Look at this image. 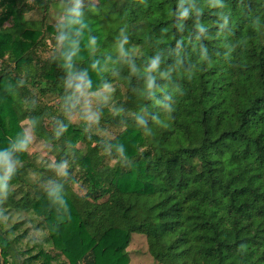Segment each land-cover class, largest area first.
I'll return each mask as SVG.
<instances>
[{"label":"trees","instance_id":"obj_1","mask_svg":"<svg viewBox=\"0 0 264 264\" xmlns=\"http://www.w3.org/2000/svg\"><path fill=\"white\" fill-rule=\"evenodd\" d=\"M74 3L0 0V264H264V0Z\"/></svg>","mask_w":264,"mask_h":264},{"label":"rangeland","instance_id":"obj_2","mask_svg":"<svg viewBox=\"0 0 264 264\" xmlns=\"http://www.w3.org/2000/svg\"><path fill=\"white\" fill-rule=\"evenodd\" d=\"M30 18L33 20V25L29 21L26 23V25L39 27L38 22L40 19V14L34 13L32 16L28 17L27 19L30 20ZM36 21H37V23H36ZM46 56H47V54H42V58H44ZM112 97H113L112 87L106 88L103 91V101L105 103H109L111 101ZM91 102L92 101L90 100L89 105L83 109V113H84L83 115H85L87 122L90 124L94 121V118H95V112L93 111L94 107H92ZM71 120L74 123H79L82 121V116H80L79 113H75L71 116ZM26 128L27 127H25V129ZM27 132H28V130H27ZM101 134H102V132H101ZM103 134H105V136H107V137H112L114 135V132L108 131L105 133L103 132ZM31 149H34V150L42 153L38 158L39 161H45L46 157L49 156V154H51V152L47 149V147L41 145V143L40 144L39 143H33V146ZM6 219H7V217H6ZM30 236L36 237L38 239V241H41V239L43 237L42 235L36 234L34 230H32L30 232ZM49 248L50 247H46V250L51 253L52 251ZM128 252H129V257H130V264H157L148 254L146 241L142 237H136L133 239L132 244H131ZM54 255H55V253H54ZM59 260L63 261L64 259L61 258Z\"/></svg>","mask_w":264,"mask_h":264},{"label":"clouds","instance_id":"obj_3","mask_svg":"<svg viewBox=\"0 0 264 264\" xmlns=\"http://www.w3.org/2000/svg\"><path fill=\"white\" fill-rule=\"evenodd\" d=\"M188 14V10L185 9L183 12H181V16L182 17H186ZM64 21L65 23L61 24L60 27H68V28H72L74 26H79L78 28H76V35L80 36L81 32L80 29L85 27V24L82 21V17H81V11H80V0H75V3L73 5V7L68 10L67 15L64 17ZM59 41H64L65 37L63 35L58 37ZM95 41L92 38H89V45L92 46L94 45ZM127 44V37H124L118 45V50L121 54H125V48L124 46ZM157 60H153V66L157 65ZM150 86V85H149ZM79 87V85L77 86ZM28 144V140L24 139L20 142L19 147L21 150H23L24 148L27 147ZM10 151L5 150L0 152V168H3L5 171V176L3 179H0V190H3L6 188V184L4 183L5 180L11 179L12 175H13V167H12V163L9 162L10 159ZM60 170L61 173L66 175V167H67V162H63L60 166Z\"/></svg>","mask_w":264,"mask_h":264}]
</instances>
